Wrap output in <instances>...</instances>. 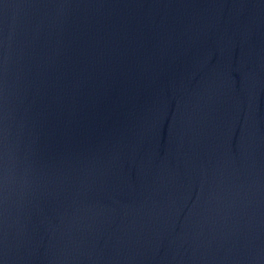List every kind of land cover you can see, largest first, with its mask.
<instances>
[{"label": "water", "instance_id": "1", "mask_svg": "<svg viewBox=\"0 0 264 264\" xmlns=\"http://www.w3.org/2000/svg\"><path fill=\"white\" fill-rule=\"evenodd\" d=\"M0 264H264V0H0Z\"/></svg>", "mask_w": 264, "mask_h": 264}]
</instances>
